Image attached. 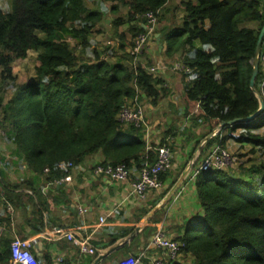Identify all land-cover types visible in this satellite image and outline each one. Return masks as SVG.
<instances>
[{
  "label": "trees",
  "instance_id": "obj_1",
  "mask_svg": "<svg viewBox=\"0 0 264 264\" xmlns=\"http://www.w3.org/2000/svg\"><path fill=\"white\" fill-rule=\"evenodd\" d=\"M170 2L89 0L97 6L92 9L85 0H10V12L0 9V131L38 181L59 184L73 168L95 156L101 157L103 166L125 164L139 171L148 155L152 165L156 153L146 152L144 127L126 125L118 115L132 101L141 103L142 98L157 107L169 95L166 81L149 72L155 61L149 44L140 54L132 52L137 38L146 32L145 15L154 13L157 27ZM109 4L110 10L126 14L111 21L105 34L99 25ZM180 5L181 24L155 27L160 37L154 43L165 45L164 58L180 55L188 67L189 72L182 74L184 98L199 105L197 121L211 123V133L221 124L255 114L260 105L250 80L264 25L263 0H180ZM248 24L254 28L244 27ZM105 36L113 45L104 41ZM263 48L264 39L260 59ZM29 52L37 54L35 79L17 83L12 65L26 60ZM254 88L264 101L261 61ZM229 142L249 145L252 154L264 157V111L255 120L223 126L202 152L212 147L226 150ZM69 163L73 168L60 170L61 164ZM246 164L240 166L248 171L245 180L227 170L197 174L193 182L200 213L185 221L174 238L182 245L179 257L166 258L164 264H264V163ZM169 177L170 171L160 180L165 183ZM177 180L171 181L161 200ZM24 184L37 193L33 180ZM17 188L6 186L3 192L7 195ZM150 211H144L137 223ZM158 215L149 224L159 223ZM39 221L41 232V214ZM134 230L112 234L110 246ZM148 230L154 231L147 227L119 251L130 249ZM10 245V239L0 237V264L12 263ZM32 253L38 263L53 264L49 254Z\"/></svg>",
  "mask_w": 264,
  "mask_h": 264
},
{
  "label": "crops",
  "instance_id": "obj_2",
  "mask_svg": "<svg viewBox=\"0 0 264 264\" xmlns=\"http://www.w3.org/2000/svg\"><path fill=\"white\" fill-rule=\"evenodd\" d=\"M170 3L174 7V18H171L170 26L177 27L181 24L180 20L183 16V9L180 5V0H171ZM244 27L254 28L253 26ZM156 37L159 38L160 35L157 34ZM156 45L161 54L162 50L164 51L165 49V45H159L158 41ZM150 51L152 52L151 48ZM153 57L157 59L154 54ZM174 60L178 61L182 59L178 55ZM162 75L168 80L165 73H162ZM176 80H172L173 83L169 80V87L173 94L169 101H171V105H175L174 109H177L180 116L170 115V117L177 119L179 124L185 125L182 127L183 131L187 128L190 134L194 133L195 135L193 137L195 138V142L193 144L192 141L188 140L186 133L182 134L179 139L172 138L177 148L172 146L174 158L172 160L170 177L163 183L162 189L147 194L144 200L133 195L132 187L138 178V171L134 166L131 168L129 180L124 183L111 182L105 177L93 176L92 168L101 163L102 159L100 156L92 157L86 160L83 165L73 168L70 174L72 179L70 182L46 184L44 181H38V178L27 170L23 161L14 153V147L10 146L12 151L4 147V152L0 151V237L10 239L11 241L15 237L22 240L36 239L37 242L33 245L32 251L37 253L39 257H42L43 253L49 254L50 262L53 264H59L57 261L59 258H63L68 264H86V260L90 257L80 255L78 249L72 243L65 239L55 240L49 233L53 234L54 230L60 228H76L78 233L91 238V243L98 251H103L110 247L112 234L120 233L123 229L129 227H133L134 229L138 227L148 214L138 223L137 219L140 218L144 211H152L155 207L162 204L164 199L161 200V196L169 188L171 181L181 176L191 160L195 157V154L199 152V164L211 151V149H206L202 152V149L206 142L212 138L210 135L216 130L210 133L211 123L207 122L203 125H198L206 127L204 132H195L196 128L189 129L192 127L191 121L195 118L194 116L197 114L200 115V110L197 104L185 101L182 75L179 78L181 83H174ZM175 86L180 89L176 94L173 92ZM181 101L182 103H180ZM164 106L162 104L151 110H160L161 114H165V111L162 109ZM154 114L157 115V113ZM158 117L157 115L155 120ZM144 126L146 128L145 141L147 153L152 150L156 151L157 146L161 144L171 147V143L169 142V139H171L170 136L166 137L165 134L158 135L156 133L155 138L151 137L155 132H151V128L146 124L145 118ZM169 134L172 133L170 132L167 135ZM203 136L205 137L204 139H202ZM198 137L201 138L197 139ZM155 139L156 142H161L156 145L157 148H153L155 146L153 145ZM2 140L4 139L0 135V146H3L1 145ZM198 141H200L199 144L195 146V143ZM149 148L150 150L148 151ZM31 180L35 182L36 194L24 184L26 182L30 183ZM6 186H19V188L12 191L9 190L6 195L3 192ZM80 209H87L88 212L81 214L79 212ZM158 212L157 221L160 222L151 224L148 222L138 235L147 227L153 229V233L150 234L148 230L131 245L130 249L123 252L119 251L121 249L117 250L119 251L118 254L113 257L116 260V264L120 263L126 257L133 255L137 257L143 255V264H154L156 260L166 259L162 251L152 247L151 241L154 235L159 229H162L165 237L174 239L179 234L183 223L197 218L200 213L195 187L192 181L189 180V175L177 193ZM39 214L43 217V230L41 232H38L40 228ZM100 218H105L106 223L100 224ZM180 233L183 234V232ZM38 244L41 245V251H38V248H36ZM106 261H103L101 264H105ZM37 264H48V262L42 260Z\"/></svg>",
  "mask_w": 264,
  "mask_h": 264
},
{
  "label": "built area",
  "instance_id": "obj_3",
  "mask_svg": "<svg viewBox=\"0 0 264 264\" xmlns=\"http://www.w3.org/2000/svg\"><path fill=\"white\" fill-rule=\"evenodd\" d=\"M147 20V26H145V33H142L136 40V47L133 50V54H140L143 47L150 42H154L155 38V27L157 23L156 15L154 13H147L145 15ZM262 67L264 69V48L263 55L260 59ZM166 66L162 61H158L155 67L149 69V72L153 75L159 71H164ZM174 71L188 73L189 69L187 66L181 63H175L173 66ZM118 119L127 124H132L136 128H140L143 124V111L134 102L131 107L124 108L118 115ZM218 132V131H216ZM215 135L216 136V133ZM150 148L148 149V151ZM199 152L195 154V157L191 160L189 166L191 170L189 172V180L194 181L195 177L199 172H207L211 169L223 170L228 169V166L232 162V156L227 150L219 149L218 147H212L209 155L205 157L204 160L200 161L198 164ZM173 152L170 146L164 145L156 149V156L153 160L152 165L149 163V157H145V165L138 171V178L133 184L132 194L137 198L144 200L147 194L152 191H157L162 189L163 184L160 180V176L168 172L172 168ZM236 163V161H235ZM60 170L68 171L73 168L72 164H61L59 166ZM92 175L98 177H105L111 182L124 183L130 178L131 171L125 164H120L116 166H103L97 164L92 168ZM71 176H67L60 180L59 184L62 182H70ZM81 214H86L87 209H80ZM105 218H100V224H105ZM55 240L65 239L72 243L78 249L80 255L86 257L98 256L102 251H98L97 248L91 243V238L86 237L78 233L75 229H63L54 230L53 234L49 233ZM48 235V236H49ZM46 237V236H45ZM34 240H22L15 237L10 245L12 263L11 264H37L33 253L31 251L33 245L36 243ZM153 248L162 251L166 258L170 260H176L179 257L180 249L182 245L179 242L169 239L164 236L162 229H159L154 235L151 241ZM142 256L127 257L118 264H143ZM59 264H68L63 258L57 259ZM154 264H164V258L156 260Z\"/></svg>",
  "mask_w": 264,
  "mask_h": 264
},
{
  "label": "rangeland",
  "instance_id": "obj_4",
  "mask_svg": "<svg viewBox=\"0 0 264 264\" xmlns=\"http://www.w3.org/2000/svg\"><path fill=\"white\" fill-rule=\"evenodd\" d=\"M86 3L89 2V0H85ZM99 1V0H97ZM88 6L92 9H95L97 6L96 4H92V3H88ZM96 6V7H95ZM111 6H113L112 4L106 8V10H109L108 12H103L104 18L102 23L99 25V27H101V29L103 30V32H105V34L108 32V30L110 29L111 26V21L116 20L120 17H123L126 14V11L121 13V12H117V11H112L110 10ZM0 9L4 12V13H8L10 12L11 8H10V0H0ZM171 18H174V7L172 6L171 3L168 4L167 9H166V14H165V18L164 20H162L160 22V24L156 27L157 30H161L163 27L165 26H169L171 23ZM245 26H254V24H248ZM123 31L127 30L126 26L121 27ZM105 29V30H104ZM156 30V31H157ZM107 41V43H112V41H110L111 39H109L107 36H105L104 41ZM113 45V43H112ZM148 50L151 48L152 49V53L154 54V56L157 57V59H155L154 57V65L152 67H155L156 63L158 61H162L163 64L166 66V69L164 71H159L156 74H153L154 76L163 78L166 81V87L169 90V95L165 98L162 99L159 105H165L162 109L165 111V114H161V111H152L151 109L157 108V107H153L152 105H150V103L148 101H145L144 99L140 98L142 101L141 103L138 101L137 104L141 107L143 114H144V118L146 121V124L151 128V132H155L154 135H151V137L155 138L156 133H158V135H164L166 137H171V139H169V142L171 143V147L174 146L175 148H177V146L174 144L172 138H181L182 134L186 133V137L188 140L192 141V143L194 144L195 142V138L193 137L195 134L188 132V129L186 128L183 131V128L185 125L184 124H179V121H177V119L170 117V115H177L180 116V114L178 113L177 109L175 108L174 104H170L171 101H169V99L172 97V91L171 88L169 87L170 85V81L172 80H177L174 83H181V81L179 80V78L181 77V75L183 73H180L179 71H174L173 66L175 63H181L184 64L183 60H179L178 62H176L174 59L173 60H169L168 58H164L165 56H163L162 54L159 53L158 51V47L156 45V43H151L149 44ZM201 49H204L206 47H201L199 46ZM153 61V60H152ZM129 64H131V61H129ZM39 65L38 60H37V54L34 52H29L28 54V58L26 60H19L17 62H15L12 65L13 68V75L16 77L17 79V83H28L32 80L35 79V69L36 67ZM1 71V70H0ZM178 72V73H176ZM162 73H165V76L168 78V80H166L163 76ZM170 80V81H169ZM173 83V81H172ZM179 88L178 87H174L173 92L176 94L177 92H179ZM183 92V91H182ZM180 96V93H179ZM182 96V94H181ZM10 97V92L6 93L4 101L6 102ZM167 100V102H165ZM182 103V101L180 102ZM130 107L132 106V103L129 105ZM151 106V108H150ZM157 113V115L159 116L158 119L155 120V117L157 116L154 113ZM197 114V113H196ZM198 115V114H197ZM199 116V115H198ZM195 117V116H194ZM187 118V117H186ZM191 121V120H190ZM192 128H196L195 132H204L206 130V127H201L198 125H203L202 120L201 121H197L196 118H194L192 121ZM190 124V123H187ZM197 125V127H196ZM144 130H146L145 126H144ZM172 133L167 135L168 133ZM1 133V131H0ZM1 137L3 138L2 134H0ZM218 134H216L217 136ZM201 137H198L197 139H200ZM182 139H184V137H182ZM161 142H156V139L153 142V145H158ZM191 144V145H193ZM0 146V151L4 152V147H7L11 150L10 146L14 147V145L11 144H7L6 142H4V140H2V143ZM194 147V146H193ZM15 148V147H14ZM226 150L228 151V153L231 154L232 156V162L230 163V165L228 166V169L225 168L223 170H227V171H231L232 176L236 179L239 178V180L242 179H247V175L248 171H245L244 169H240V166L242 163H247L246 165L249 166L250 162H255V163H264V157L261 155L260 152H257L255 154L251 153V146L249 145H244V146H240L239 144H234L233 142H229L227 145ZM12 151V150H11ZM172 151H173V147H172ZM9 156V155H8ZM174 158V156H173ZM236 161V163H235ZM88 163H90V161H88ZM236 180V181H239ZM105 264H116V260L114 258H111L110 260H107L105 262Z\"/></svg>",
  "mask_w": 264,
  "mask_h": 264
},
{
  "label": "water",
  "instance_id": "obj_5",
  "mask_svg": "<svg viewBox=\"0 0 264 264\" xmlns=\"http://www.w3.org/2000/svg\"><path fill=\"white\" fill-rule=\"evenodd\" d=\"M263 7H264V0H263ZM263 39H264V25H263V27L261 29V32H260V35L258 37V42H257L256 52H255L254 65H253V74H252V77H251V80H250V88L255 93L256 97L258 98L260 107H259L258 111L255 114H253V115H251V116H249L247 118H244V119H235V120H233L231 122H228V123H225V124H221L219 126V129L222 128L225 125H232V124H235V123H243V122H248V121L255 120L264 111V101L258 95V93L256 92V90L254 88L256 77H257V74H258V69H259L260 49H261V45H262ZM215 132L216 131H214L210 135V137L214 136ZM190 170H191V167L188 165V167L183 171L181 176L176 181L175 185L168 192V194L164 198L162 204L160 206L155 207L150 213H148V215L144 218V220L140 223V225H138V227L135 228V230L133 231V233L131 235H129L128 237H126L124 239L119 240L118 242H116L115 244L110 246L109 248H107L104 251H102L99 254V256L94 260L93 264H101L107 257H109L110 255L115 253L117 250L121 249L126 244L131 242L144 229V227L148 224L149 220L158 211H160L167 204V202L175 195V193L179 190V188L181 187V185L184 183L185 179L189 175ZM36 248H38V251H41V245L40 244H38L36 246Z\"/></svg>",
  "mask_w": 264,
  "mask_h": 264
},
{
  "label": "clouds",
  "instance_id": "obj_6",
  "mask_svg": "<svg viewBox=\"0 0 264 264\" xmlns=\"http://www.w3.org/2000/svg\"><path fill=\"white\" fill-rule=\"evenodd\" d=\"M158 35H159V34H158ZM156 36H157V34H156V30H155V39L157 40L158 38H157ZM151 43H154V42H150L149 44H151ZM156 43H157V41H156ZM178 61H179V60H178ZM178 61H176V62H178ZM184 65H185V64H184ZM185 66H186V65H185ZM180 73H184V72H180ZM134 102L137 104V101H132V102H130V103H132V105H133ZM137 105H138V104H137ZM138 106H139V105H138ZM139 107H140V106H139ZM197 107L199 108V105H197ZM140 108H141V107H140ZM143 117H144V114H143ZM142 126L144 127V120H143V124L141 125V127H142ZM141 127H140V128H141ZM216 131H218V132H216V133L218 134V133L220 132V129H218V130H216ZM214 135H215V134H214ZM213 137H215V136H212V138H213ZM162 146H164V145H162ZM162 146H159V147H162ZM159 147H158V148H159ZM158 148H157V149H158ZM155 153H156V151H155ZM130 171H131V170H130ZM169 171H170V170H169ZM192 183L194 184V182H192ZM162 184H163V183H162ZM171 189H172V188H171ZM179 189H180V188H179ZM176 193H177V192H176ZM176 193H175V194H176ZM173 240H174V239H173ZM11 242H12V241H11ZM32 248H33V247H32ZM31 251H32V249H31ZM103 251H104V250H103ZM98 256H99V255H98ZM98 256H97V257H98ZM94 257H96V256H94ZM97 257H96V258H97ZM131 257H133V256H131Z\"/></svg>",
  "mask_w": 264,
  "mask_h": 264
}]
</instances>
